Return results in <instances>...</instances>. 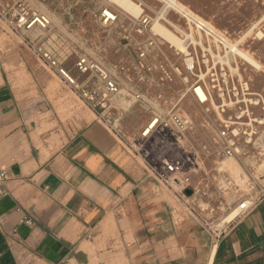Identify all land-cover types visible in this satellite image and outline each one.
Masks as SVG:
<instances>
[{"label": "built area", "instance_id": "obj_1", "mask_svg": "<svg viewBox=\"0 0 264 264\" xmlns=\"http://www.w3.org/2000/svg\"><path fill=\"white\" fill-rule=\"evenodd\" d=\"M39 1L0 0V22L99 114L142 160L149 177L169 190L215 243L237 219L264 203V88L255 91L252 80L243 76L238 59L243 60L232 50L240 49L238 43L191 9H168L176 13L179 23L168 20V12L157 14L158 18L147 14L138 2L139 16L121 13L125 16L121 21V14L105 6L93 20L104 31L117 28L120 32L123 56L113 73L70 45L66 37L52 33L51 19L38 8ZM159 1L166 9L168 0ZM161 21L181 40V50L155 32L156 22ZM165 46L182 65L172 60ZM131 49L133 63L125 60ZM70 61L80 78L67 69ZM178 82L182 89L175 91ZM185 100L199 106L202 129L211 134L200 153L186 141L193 120L182 112ZM122 102L128 106L119 110L117 104ZM135 108L145 116L131 131L125 123L133 121ZM207 159L214 163L212 171L203 168ZM224 161L236 163L239 175L222 169ZM7 181V172L0 169V201L8 195Z\"/></svg>", "mask_w": 264, "mask_h": 264}, {"label": "crops", "instance_id": "obj_2", "mask_svg": "<svg viewBox=\"0 0 264 264\" xmlns=\"http://www.w3.org/2000/svg\"><path fill=\"white\" fill-rule=\"evenodd\" d=\"M232 6L198 0L193 12L227 29ZM20 74L0 67V264H264V203L215 243L97 112L43 121Z\"/></svg>", "mask_w": 264, "mask_h": 264}, {"label": "rangeland", "instance_id": "obj_3", "mask_svg": "<svg viewBox=\"0 0 264 264\" xmlns=\"http://www.w3.org/2000/svg\"><path fill=\"white\" fill-rule=\"evenodd\" d=\"M133 1L137 4L138 2L141 3L145 12L156 18H158L157 14L165 9L159 0ZM208 1L209 0H202V3L207 5ZM234 1L235 7H231L229 16L225 19L226 25L231 28L218 29L225 33L233 42L238 43L240 37L243 36L253 24L261 22L257 30L251 33L239 46L241 50L249 51L259 63L264 65V3L260 0ZM180 2L185 8L196 12L198 0H180ZM189 2L193 5H189ZM37 6L42 12H44L43 9H45L44 13L47 14L50 19L53 15L56 17V20H59L57 22L51 19L52 33L54 32L66 37L70 45L91 55L115 73V68L118 66L121 56H123V53L119 52L121 48L119 41L120 32L117 28L104 31L98 24H95L93 20L94 15H96L102 7H105L102 0H41L37 3ZM109 7L118 14H121L120 10L114 5ZM227 11H229V8ZM168 15V20L172 22L176 20L181 23L179 17L172 10L168 11ZM120 17L122 21L125 16L121 14ZM161 24L171 30L165 22L161 21ZM211 24L215 26L212 22ZM1 25L0 67H3V69L8 72L13 71L19 81L22 80L20 70H24L25 86L29 85L32 87V91H34L29 94L28 97L37 99L41 105L45 106L42 115L43 121H61V123L65 124L68 121H81L85 118L86 113L90 112L89 107L77 93H73V90L65 81L59 76L57 77L43 61L36 59L32 53L25 48V45L21 44L22 38L20 36L12 33L3 23ZM259 32L262 33L261 37L257 36ZM164 51L174 62L182 65L181 61L174 56L173 51L169 50L167 46L164 47ZM125 57L126 61L133 63L135 57L133 49L127 51ZM21 58L24 61H21ZM238 62L243 76L252 80L253 89L255 91H262L264 88L263 71H258L248 64H245L244 61H239V59ZM66 67L75 77L80 78L74 69L73 61L66 63ZM180 89H182V85L178 82L174 90L178 91ZM127 106L128 103L125 102L117 104L119 110H124ZM182 112L186 113L193 120V128L186 135V141L188 145L191 146V149L200 153L202 149L201 146L210 143L211 140L210 132L202 129L203 121L201 109L192 100H185L182 104ZM144 116L141 109L135 108L131 116L133 121H126V128L134 131L141 122L138 120L142 119ZM64 128L65 127L62 126V129ZM55 144L59 147L63 142H56ZM139 160L142 163V160ZM222 167L223 169L225 168V170L231 171L235 176H238L240 173L238 166L233 161H224ZM203 168L212 171L214 168L213 161L209 159L205 160ZM225 197H227V195ZM223 214L224 210L218 212L220 216Z\"/></svg>", "mask_w": 264, "mask_h": 264}, {"label": "bare ground", "instance_id": "obj_4", "mask_svg": "<svg viewBox=\"0 0 264 264\" xmlns=\"http://www.w3.org/2000/svg\"><path fill=\"white\" fill-rule=\"evenodd\" d=\"M103 1V5L105 6H111L114 5L117 9L120 10L121 13L123 14H131L135 17L139 16V14L141 13V8H139V6L137 5V3H135L132 0H102ZM173 8L177 11H183L185 6L178 0H168L167 1V8L164 9V11L158 13L159 16H161L162 14L166 15L168 12V9ZM45 12V9H43ZM48 12V11H47ZM50 14V13H49ZM51 16V15H50ZM264 18V17H263ZM51 19L53 21H59L58 19L56 20L55 16H51ZM61 22V21H60ZM62 25V24H61ZM55 26V25H53ZM60 26V25H59ZM62 27V26H61ZM258 24H253L250 29L243 35L240 37V39L238 40V44L240 45V43L242 44V42H244L251 33H253L254 31L257 30L258 28ZM60 29V28H59ZM155 32L160 35L168 44L172 45L173 48H176L178 50H181L183 48L182 42L181 40L175 35L173 34L168 28H166L165 26H163L161 23L156 22L155 27H154ZM63 31V30H61ZM262 33L259 32L257 34L258 37H261ZM232 50L234 51V53L238 54V56L245 62V64H248L249 66L255 68L258 71H263L264 73V65L259 63L254 57L253 55L247 51V50H241V49H237L235 47L232 48ZM124 105V104H122ZM223 169V167H222ZM225 169V168H224ZM236 214H232L228 220L234 218ZM215 249L216 246H214L213 248V252H212V256L215 253ZM211 261V260H210Z\"/></svg>", "mask_w": 264, "mask_h": 264}, {"label": "water", "instance_id": "obj_5", "mask_svg": "<svg viewBox=\"0 0 264 264\" xmlns=\"http://www.w3.org/2000/svg\"><path fill=\"white\" fill-rule=\"evenodd\" d=\"M187 193H188V194H190V193H191V191H187Z\"/></svg>", "mask_w": 264, "mask_h": 264}]
</instances>
